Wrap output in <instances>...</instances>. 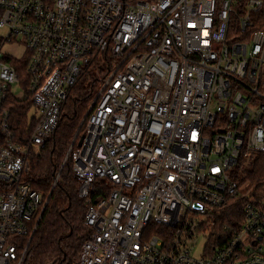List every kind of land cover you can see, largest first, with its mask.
Segmentation results:
<instances>
[{
    "label": "built area",
    "instance_id": "built-area-1",
    "mask_svg": "<svg viewBox=\"0 0 264 264\" xmlns=\"http://www.w3.org/2000/svg\"><path fill=\"white\" fill-rule=\"evenodd\" d=\"M0 30V264L24 262L48 204L25 180L30 156L96 61L106 72L65 159L87 205L76 264H264V198L215 229L264 154V0H0ZM9 60L26 63L24 84ZM26 94L20 136L9 100Z\"/></svg>",
    "mask_w": 264,
    "mask_h": 264
},
{
    "label": "trees",
    "instance_id": "trees-1",
    "mask_svg": "<svg viewBox=\"0 0 264 264\" xmlns=\"http://www.w3.org/2000/svg\"><path fill=\"white\" fill-rule=\"evenodd\" d=\"M8 62L17 69L23 79L21 85L24 84L26 63ZM105 72V64L99 61L84 72L71 90L56 132L40 154L30 156L25 180L48 199V204L30 242L27 238L21 241L22 252L28 246L23 264H76L80 259L89 235L85 222L87 205L78 195L80 182L74 177L73 161L69 158L65 162V159L73 141L76 140L77 146L86 131V115L99 88V75ZM9 107L14 129L20 136L27 134L33 97L29 94L21 99L11 97ZM241 180L243 186L248 184L246 193L229 198L224 206L216 209V230H236L244 219L243 207L249 198L256 201L264 198V154L258 156Z\"/></svg>",
    "mask_w": 264,
    "mask_h": 264
},
{
    "label": "rangeland",
    "instance_id": "rangeland-1",
    "mask_svg": "<svg viewBox=\"0 0 264 264\" xmlns=\"http://www.w3.org/2000/svg\"><path fill=\"white\" fill-rule=\"evenodd\" d=\"M8 32L6 30H0V35L3 37H6ZM2 52L4 54L15 56L17 58H23L27 56L26 47L22 43H7L2 46L1 48ZM14 91L18 95H23L24 89L20 86H14ZM251 168H245L244 171H250ZM243 176V171L239 172ZM248 188V184L244 185L243 191H246ZM250 201H254L252 198H249ZM264 202V201H263ZM208 237L209 234H203L201 235L197 240V245L195 247V250L193 252L194 256L199 258L203 255V252L205 250V247L208 244Z\"/></svg>",
    "mask_w": 264,
    "mask_h": 264
}]
</instances>
